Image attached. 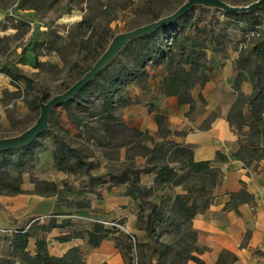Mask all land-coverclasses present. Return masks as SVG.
Returning <instances> with one entry per match:
<instances>
[{
	"label": "rangeland",
	"instance_id": "obj_1",
	"mask_svg": "<svg viewBox=\"0 0 264 264\" xmlns=\"http://www.w3.org/2000/svg\"><path fill=\"white\" fill-rule=\"evenodd\" d=\"M184 1L3 0V7L9 10L0 21V137L15 136L30 127L39 116L40 98L46 102L80 79L101 53V50L97 53L93 51L96 41L106 37L107 45L110 36L150 22L153 14L158 17L167 16ZM252 1L254 0H225L237 6L247 5ZM195 15L201 19L200 27L207 28L209 21L214 20L223 24L220 30L222 33L226 32L227 36L226 59H235L241 46L239 42L248 33L249 20L245 17L227 20L221 13L202 10H197ZM105 32H110V36H105ZM86 42L89 44L87 49L84 45ZM120 62H124V57L118 58L114 66H118ZM147 69L154 78L157 71L151 66ZM203 86L196 85L190 90L193 96H197L189 105L188 116L192 121L205 110V99L199 93L196 95L199 87ZM145 91L138 87L133 88L132 85L126 86L122 96L130 95V98L128 105L124 107L117 105L121 97L120 99L112 97L115 103L113 114L118 118V123H105L98 116L91 117L92 114H97L101 104L95 90L83 95L80 105L82 112L75 114L83 117L79 129L72 125L65 109L56 107L52 111L49 133L37 138L32 147L34 161L29 162L28 173L22 176V182L24 180L27 183H31L32 180L54 182L59 188L58 196L36 195L37 214L42 215L40 217L54 215L50 214V205L55 200L67 207L73 206L79 200L96 202L111 191V177L120 175L128 169L147 170L159 163L149 162L150 159L146 155V149L152 146L150 138L161 141L159 137H164V141H168L182 132L171 130L167 121L166 128H159L156 125L155 114L149 111L152 105L146 107L144 101L142 102V95L140 96V92ZM33 100H36V106L32 104ZM69 107L71 112H77L75 102ZM216 116L217 113L211 111L206 121L198 126H193L192 123L186 131L203 129ZM150 123H154L156 129L147 128L146 125ZM233 131L240 134L234 129ZM240 137L244 139L242 135ZM56 143H62L78 151L80 159L86 164V175L53 172L55 169L51 156L59 147ZM170 167L175 168L177 177L183 176L184 172L177 164H170ZM210 182V179L196 176L178 186L171 183L157 184L154 172L141 173L140 184L149 192H145L141 200L134 202L135 214L141 216L148 214L149 208L144 206L142 201L152 202L166 209L175 194L184 192H188V195L196 199L201 207L204 202L213 198L208 188ZM36 188L42 193L47 192L41 184L36 185ZM30 194H0V198L6 197L4 202H7V206L12 210L25 211L31 202L30 196H33ZM69 210H72L70 213H77L74 209ZM85 211L94 214L90 207ZM113 220L122 222V219ZM182 228L184 229L183 226ZM124 230L128 232L125 227ZM182 232L177 234L174 227L166 223L157 227L156 239L160 243L169 244L174 251L177 250L183 256L187 247L181 242ZM141 234L132 235L134 241L131 239V242L135 246L132 253L126 257V261L131 260V264H158V255L154 253L158 246L147 238L145 232ZM193 246L201 251L200 254L206 251L203 237L198 233ZM176 262L180 264V259Z\"/></svg>",
	"mask_w": 264,
	"mask_h": 264
},
{
	"label": "trees",
	"instance_id": "obj_2",
	"mask_svg": "<svg viewBox=\"0 0 264 264\" xmlns=\"http://www.w3.org/2000/svg\"><path fill=\"white\" fill-rule=\"evenodd\" d=\"M197 10L221 13L227 20L230 18L238 20L243 17L249 20L248 33L239 42L241 46L232 64L234 73L232 89L236 98L225 118L229 127L240 133L235 134L239 147L229 156L216 152L214 162L237 160L245 168L256 170L258 163L264 161V7L241 14L195 6L170 24L130 41L91 82L78 91L72 99L57 107L65 109L72 125L79 129L82 126L81 119L83 117L75 114L82 112L80 105L83 95L95 90L101 104L97 114H92L91 117L98 116L105 123H118V118L113 114L115 103L112 97H121V99L119 98L120 103L117 104L120 105L127 101L122 96L126 86L133 84L142 91L148 89L150 75L148 66L154 70L160 68L164 73L159 83L161 94L176 97L179 105L192 104L190 90L196 85L203 86L209 81L212 71L209 63L210 56L221 55L223 59H226L228 48L226 32L222 33L220 30V26L222 27L223 24L214 20V22L209 21L207 28L206 26L200 27L201 19L195 15ZM158 18L153 14L151 21ZM105 36L109 37L110 32H105ZM105 44L106 37H102L94 43L93 51L97 53L101 50L100 56L107 47ZM84 45L85 49L89 48L88 42ZM120 57H124V62H120L115 67L114 64ZM245 83L249 84L251 89L248 95H245L241 90V86ZM74 102L77 112L69 110L70 104ZM32 104L36 106V100H33ZM155 122L159 128H166L165 118L162 115H155ZM208 126L209 123L203 129H207ZM48 133L49 129L41 135ZM240 135L244 139H241ZM37 138L25 147L0 151V194L26 193L21 189L22 176L28 173L29 162L34 161L32 147ZM159 139L161 141L150 138L152 146L146 149L149 162L157 161L159 163L147 170H124L120 175L110 178L112 186H125V195L135 202L141 200L145 192H149L140 184L141 173L154 172L157 184L171 183L174 186L181 185L187 179L196 176L210 179L208 188L211 193L213 188L221 184L223 172L212 168L214 162L193 161V145L178 144L172 140L164 141V137H159ZM57 145L59 147L53 151L51 156L55 170L64 174L83 173L86 175V164L80 159L78 151L62 143H56ZM253 161L254 164H252ZM170 164H177L179 169L184 172L183 176L177 177L175 168L170 167ZM91 179L96 180V178ZM31 183L35 185V189L28 193L40 196H58L59 188L53 182L32 180ZM39 184L45 187L46 193L38 191L36 185ZM210 201L211 199L199 207V202L188 195V192L175 194L170 206L166 209L155 203L142 201V204L149 208V212L145 216L136 215V225L139 230L146 233L150 241L158 246L154 249V253L158 255V264H176L177 259H180V264H185L187 261L194 264H206L199 257L201 251L193 246V243L197 241V232L192 228V220L197 213L210 205ZM242 203H253V196L244 189L237 193H230L229 201L224 207L237 212V206ZM90 204L89 200L86 202L79 200L73 206H69L78 214H63V221L59 224L56 223L58 216L54 214L49 216L47 223H41L36 218L23 228H7L13 232L0 235V243L4 240L8 241L10 253L0 257V264H85L83 253L79 248H71L61 257L53 256L47 250L46 235L55 228L71 226L70 222L80 223L86 228L71 229L68 233L58 236L57 241L66 242L73 238H86L91 248H97L103 241L110 239L114 242V247L122 257L124 264H131V260L127 262L126 257L132 253L135 246L131 242L132 234L97 222L98 220L117 222V220L104 218L97 213L91 215L85 211L90 207ZM117 223L123 226L122 222ZM166 223H170L177 234H180L182 226L184 227L181 242L187 249L183 256L177 250L174 251L169 244L160 243L156 239L157 227ZM31 238L35 240L33 255L27 250ZM235 261H237V257L234 254L221 251L216 264H233Z\"/></svg>",
	"mask_w": 264,
	"mask_h": 264
},
{
	"label": "crops",
	"instance_id": "obj_3",
	"mask_svg": "<svg viewBox=\"0 0 264 264\" xmlns=\"http://www.w3.org/2000/svg\"><path fill=\"white\" fill-rule=\"evenodd\" d=\"M2 3L3 0H0V21L9 10V8L3 7ZM233 60V58L223 59L221 55L213 54L210 56L209 63L212 71L209 81L196 91V95L200 94L206 101L205 110L193 121L188 116V104L179 105L176 97L164 96L160 93L159 83L164 76L160 68L155 69L157 72L154 78L149 75L148 90L140 92L142 102L144 101L146 107L152 105L151 110H149L150 113L162 115L171 130L182 132L175 136L172 141L178 144L193 145V161L195 162L209 161L213 163L216 152L229 156L239 147L237 136L225 119L235 100V93L232 89ZM130 85L137 89L133 84ZM241 90L245 95L250 94L251 91L249 84L246 83L241 86ZM191 96L193 101L196 100L197 96H193L192 91ZM124 98L127 101L120 104L122 107L128 105L130 95ZM211 111H215L217 116L209 121L207 129L186 131L192 123L193 126H198L206 121L208 113ZM156 125L150 123L146 127L154 130ZM212 168L222 171L223 179L220 185L212 189L213 198L210 205L197 213L192 220V228L203 237L206 248L205 253L200 254L199 257L206 264H216L219 253L228 251L237 257V261L233 264H264V161L258 163L256 170L245 168L237 160L214 162ZM53 172L64 174L56 170ZM21 189L28 193L33 191L34 185L24 180ZM241 189L253 196V203L239 204L237 212L232 209H225L224 206L229 201V194L237 193ZM110 190L108 194L101 196L100 200L91 201V212L107 219H122L123 226L130 234L142 235L141 233L144 231L139 230L136 225L134 201L125 195V186H112ZM30 195L33 196H30L32 197L29 198L31 202L25 211L12 210L7 206V202H4L6 197L0 198V228H23L36 218L41 223L49 221V213L44 218L37 214L38 195ZM69 209L73 208L55 200V202H51L50 214H57L56 223L59 224L63 221V214L72 211ZM70 225L65 228H55L46 235V246L49 254L61 257L69 249L79 248L83 253L85 264H124L122 257L114 247V242L110 239L103 241L97 248H91L86 238H73L66 242L57 241L58 236L68 233L71 229L86 228L84 225L81 226L72 222ZM27 250L32 255L35 253V240L33 238L29 239ZM9 253V242L1 241L0 257ZM187 264L194 263L189 261Z\"/></svg>",
	"mask_w": 264,
	"mask_h": 264
},
{
	"label": "water",
	"instance_id": "obj_4",
	"mask_svg": "<svg viewBox=\"0 0 264 264\" xmlns=\"http://www.w3.org/2000/svg\"><path fill=\"white\" fill-rule=\"evenodd\" d=\"M195 6L216 9L227 13L242 14L264 7V0H255L243 6L232 5L224 0H185L174 12L167 16L159 17L154 21L138 26L132 30L114 35L103 53L80 79L70 85L62 93L52 96L46 102H43L41 98L39 99V116L30 127L18 135L0 138V151L13 150L29 145L34 139L49 129V120L52 111L60 104L72 99L78 91L91 82L99 72L118 56L121 50H123L130 41L147 35L164 25L170 24Z\"/></svg>",
	"mask_w": 264,
	"mask_h": 264
},
{
	"label": "built area",
	"instance_id": "obj_5",
	"mask_svg": "<svg viewBox=\"0 0 264 264\" xmlns=\"http://www.w3.org/2000/svg\"><path fill=\"white\" fill-rule=\"evenodd\" d=\"M79 219H83L82 217H78ZM96 221V220H93ZM97 222L104 224L105 226H109V227H116L120 230L126 231L124 230V227L122 225H119L117 222L115 221H100L98 220ZM13 232V230L11 229H7V228H0V235L3 234H11ZM131 239H133V237L131 236ZM134 241V239H133Z\"/></svg>",
	"mask_w": 264,
	"mask_h": 264
}]
</instances>
